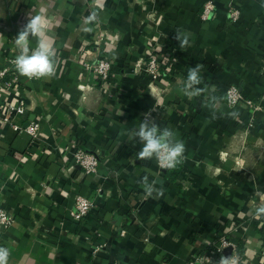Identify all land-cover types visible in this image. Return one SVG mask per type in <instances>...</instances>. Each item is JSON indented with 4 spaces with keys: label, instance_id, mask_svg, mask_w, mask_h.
Here are the masks:
<instances>
[{
    "label": "crops",
    "instance_id": "crops-1",
    "mask_svg": "<svg viewBox=\"0 0 264 264\" xmlns=\"http://www.w3.org/2000/svg\"><path fill=\"white\" fill-rule=\"evenodd\" d=\"M207 1L0 0V68L19 54L15 37L30 13L51 19L48 35L58 49L56 76L32 82L19 75L12 88L0 81V120L7 103L24 101L28 111L14 123L25 129L35 115L41 124L35 140L0 121V207L15 220L0 225L8 264H187L216 256L221 237L237 246L232 253L243 246L246 264H264V216L255 215L264 206V111L249 128L248 110L228 118L220 115L231 111L223 103L212 119L205 106L230 85L264 98V0H213L205 20ZM94 8L100 22L84 32ZM232 9L241 12L237 22ZM176 29L189 36L186 51ZM101 40L115 69L104 86L85 65ZM154 55L168 63L157 81L145 71ZM197 63L208 88L189 100L182 87ZM153 108L155 122L186 146L175 178L135 155L142 144L132 130ZM78 145L98 155L96 173L74 165ZM145 175L162 196L145 194ZM78 196L95 204L82 221Z\"/></svg>",
    "mask_w": 264,
    "mask_h": 264
},
{
    "label": "clouds",
    "instance_id": "clouds-1",
    "mask_svg": "<svg viewBox=\"0 0 264 264\" xmlns=\"http://www.w3.org/2000/svg\"><path fill=\"white\" fill-rule=\"evenodd\" d=\"M99 7V4L97 5ZM100 22L99 12L94 8L84 18L82 24V30L84 32L92 31L89 25H93ZM51 19L45 14H29L27 16V22L20 28L16 37L15 45L19 50V54L15 57L13 63L15 69L20 76L28 79H42L52 78L57 74V59L58 49L55 47L54 41L48 35ZM179 42V48L182 51H186L190 46L189 36L181 29L175 30V37ZM34 39L36 46L31 47L30 41ZM204 65L197 63L195 66H190L187 70V77L183 83L182 92L189 100L202 96L208 88V85H204V77L202 71ZM237 93L236 86L226 92L222 97L211 96L206 103L211 111L212 119H216L217 112L221 108L223 103H227L230 108H234L235 94ZM155 108L147 113L143 114V120L139 123L138 129L132 130V139H138L142 144L140 150L135 154L138 160H152L155 159L160 169L169 170L175 169L177 165L183 163L184 153L186 146L183 140L177 138V133L169 127L161 128L157 124L151 115V112ZM220 115L227 116L228 118L237 119L239 112L231 110L228 112L220 111ZM141 186L147 196L152 197L154 193L157 195H163V188L157 189L155 187L156 181L149 182V177L145 175L141 181ZM256 218L264 216V206H260L255 211ZM10 252L9 249L0 246V264H8ZM207 264H213V262L204 257ZM215 264H239L238 257L234 255H221L219 260Z\"/></svg>",
    "mask_w": 264,
    "mask_h": 264
},
{
    "label": "built area",
    "instance_id": "built-area-1",
    "mask_svg": "<svg viewBox=\"0 0 264 264\" xmlns=\"http://www.w3.org/2000/svg\"><path fill=\"white\" fill-rule=\"evenodd\" d=\"M215 11V4L213 0H208L205 4V10L203 14V18L205 20L209 19ZM230 18L233 22H237L240 19L241 12L238 9H232L230 11ZM102 40L99 42L97 48L98 51L87 56V60L85 65L87 68L91 69L94 73L97 81L100 85H108V82L113 81L115 77V69L113 66V62L110 56L107 55L106 51L100 50ZM15 58L9 59L4 67L0 68V81L3 82V79L10 73L15 72L17 76L12 82H6L5 86L7 88H12L16 84H18L19 74L15 69V65L13 63ZM167 68V62L165 60H161L158 56H150L149 60L145 64V71L149 75L152 81H157L162 79V70ZM30 81H37V79H29ZM232 86L226 88L224 94L228 92ZM113 88V86L109 87ZM237 93L235 94V105L234 108H230V110H236L238 108H243L248 110L251 113L252 122H249L248 127L252 128L254 119L260 113L264 111V98H248L246 97L240 89L236 86ZM111 90V89H110ZM223 94V95H224ZM27 106L24 101H20L18 103H7L3 112H5L4 116L0 120L2 124L10 125L11 127H15L21 132L26 131L33 139H38L40 137L41 124L40 122L32 121L30 125L23 129L20 125L14 123V119L17 117L26 115ZM74 165L81 168L85 173L92 174L97 172L99 157L97 154L90 153L79 145L75 146L72 152ZM95 207L94 201L84 197L78 196L76 198V213L75 218L78 221H82L85 219ZM14 217L9 213V211L3 207H0V225L4 227H9L14 222ZM121 234L123 236L126 235L125 231H122ZM229 247L236 248L231 241L226 237H221L218 244L214 245L215 255L210 257L209 255H198L191 258L187 264H207V261L204 260V257L209 258L213 264L219 260L221 255H224V250ZM98 253L94 251L93 254ZM232 255L238 257L239 264H246L244 259L239 255V253H232Z\"/></svg>",
    "mask_w": 264,
    "mask_h": 264
},
{
    "label": "trees",
    "instance_id": "trees-1",
    "mask_svg": "<svg viewBox=\"0 0 264 264\" xmlns=\"http://www.w3.org/2000/svg\"><path fill=\"white\" fill-rule=\"evenodd\" d=\"M168 64V63H167ZM167 68H168V66H167ZM165 69V70H162L161 71V73H162V78L163 77H165V75L167 74V71H168V69ZM16 73L15 72H12V73H10V74H8L4 79H3V81L4 82H11V81H13L14 79H15V77H16ZM231 86V85H230ZM181 168H182V163L181 164H179V165H177V167L175 168V169H169V170H167V175L169 176V177H171V178H175V177H177V175H178V173L180 172V170H181ZM89 216H87L86 218H88ZM239 253L240 254H244V250H243V246L242 245H240L239 246Z\"/></svg>",
    "mask_w": 264,
    "mask_h": 264
},
{
    "label": "water",
    "instance_id": "water-1",
    "mask_svg": "<svg viewBox=\"0 0 264 264\" xmlns=\"http://www.w3.org/2000/svg\"><path fill=\"white\" fill-rule=\"evenodd\" d=\"M35 119V115H33L30 120L27 122L26 124V127H28L30 125V123ZM232 251H233V248L232 247H229L225 250V255H231L232 254Z\"/></svg>",
    "mask_w": 264,
    "mask_h": 264
}]
</instances>
